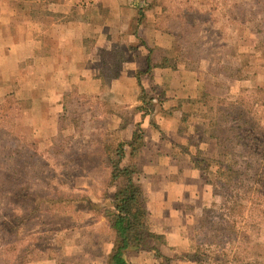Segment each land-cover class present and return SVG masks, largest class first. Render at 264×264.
Listing matches in <instances>:
<instances>
[{"label": "rangeland", "instance_id": "rangeland-1", "mask_svg": "<svg viewBox=\"0 0 264 264\" xmlns=\"http://www.w3.org/2000/svg\"><path fill=\"white\" fill-rule=\"evenodd\" d=\"M155 2L153 15L149 16L147 23L152 22L153 25L170 31L167 33L168 31L156 30L150 32L152 37H147L159 48L157 56H161V50L167 51L173 66L180 65L189 72L193 71L194 74L190 75H198V79L203 75L209 77L208 82L217 92L210 95L226 97L234 104L232 107L229 105L231 115L224 125L231 127L241 124L242 128L236 130L237 133H243V129L250 128V124H258L264 130V0ZM141 33L146 36L147 32ZM162 35L166 37H161ZM238 68V75L245 78H237ZM110 74L105 75L103 84H106ZM111 96L103 90L96 97H90L89 103L96 112L105 113L111 108ZM197 97L198 95L193 99L183 98L185 118H190L188 125L194 134L185 145L190 146L193 153L207 159L204 162L206 169L201 171V179L193 184L192 194L190 188L179 184L178 200L174 205L179 216L181 213V220L178 218L177 221L183 224V228H179L183 229L179 236L187 240L182 245H171L169 248L157 241L156 244L159 243L161 252L171 257L170 264H195L188 257L195 252L196 244H202L205 236L213 234L212 230L218 232V218L224 211V206L228 214L233 213L236 217L239 237L258 244L262 248L255 249L264 253V213L257 209L262 205L255 207L251 215L242 214L243 209H248L253 200L252 194L245 191L250 185L244 183L243 177L239 181L229 180L225 166L229 164L231 156L205 131L206 120L203 115L211 101L203 95ZM75 99L72 104L76 103ZM162 101L161 93L158 102L161 104ZM15 105L20 107L25 123L23 127L16 123L15 131L31 134L33 125H36L34 109L27 105L25 98ZM79 106L78 112L81 110ZM69 107L72 109L73 105L70 104ZM237 114L240 116L238 122H235L232 119ZM101 115L106 117V114ZM101 115L96 119L98 121L95 126L94 123H78L74 129H64L53 152L49 155L44 153L38 167L26 171L27 177L23 183L26 196L20 202V206L24 202V213L28 207H32L33 202L41 206L40 211H44V203L38 199L43 195L75 199L69 205L51 206L52 212L44 215L43 220L34 227L33 233L40 236L43 250L38 251L32 261L47 258L53 260L54 264H109V253L105 254L103 246L106 242L113 243L115 233L107 227L103 217L90 211L87 203L101 200V188L108 175L101 135L109 130L107 120ZM216 116L217 114L214 117ZM65 121L60 117L58 126H65ZM227 132L231 134L230 130ZM15 144L11 139H0V165L4 166L3 171L9 170L14 163L11 149ZM45 148L40 146L41 150ZM236 149L237 152L241 150ZM245 160L250 163V168H256L254 158ZM241 169L244 173L250 170ZM177 181L180 183L179 178ZM1 182L0 176V186ZM118 182L122 183V180ZM3 195L4 191L0 190V200ZM10 199L17 201L15 196ZM259 199H262L261 196ZM3 204L0 205V211L11 219L12 213L18 211L17 206L11 201ZM204 247L200 249L203 250ZM208 250H204L206 254ZM258 260L260 264H264V255L263 260ZM158 261L156 260L157 263Z\"/></svg>", "mask_w": 264, "mask_h": 264}, {"label": "crops", "instance_id": "crops-1", "mask_svg": "<svg viewBox=\"0 0 264 264\" xmlns=\"http://www.w3.org/2000/svg\"><path fill=\"white\" fill-rule=\"evenodd\" d=\"M142 5L145 0H0V103L11 92L16 101L27 100V105L34 109L36 124L27 136L39 148L49 147L57 136L65 102L63 95L71 89H75V102H81L82 117L78 119L82 125L95 126L98 116L106 114L101 117L107 120L109 131L102 133L101 145L121 142L123 154L119 166L139 168L138 177L134 178H138L145 197L146 221L152 230L164 235L162 245L169 248L187 240L179 236L183 224L177 221L181 220V213L179 216L174 206L178 186H187L192 194L193 184L202 176L190 160L189 153H193L190 146L185 145L194 134L188 125L190 118H185L183 100L197 95L199 98L203 91L217 92L207 75L198 79V75H190L193 71L173 66L169 61L144 74L147 57L154 65L161 56L170 55L161 50V56H157L159 48L147 39L152 37L150 32L159 29L147 23L152 11L147 10L145 19H139L138 8ZM116 49L119 60L111 69L110 63H105V51ZM138 72L144 89L155 87L163 94V110L155 115H142L137 109L141 88L136 80ZM107 73H111L110 78L103 84ZM103 90L113 97L109 99L111 108L105 113L96 112L89 103L90 97ZM69 106L67 102V109ZM18 115V123L25 126L20 109ZM152 121L158 128L151 125ZM67 125L61 134L66 128L74 129ZM137 125L143 134L131 156L128 143ZM111 246L105 243V254ZM156 246L159 248V243ZM126 258L131 264H157L148 252L128 249ZM24 264H54V261L44 258Z\"/></svg>", "mask_w": 264, "mask_h": 264}, {"label": "trees", "instance_id": "trees-1", "mask_svg": "<svg viewBox=\"0 0 264 264\" xmlns=\"http://www.w3.org/2000/svg\"><path fill=\"white\" fill-rule=\"evenodd\" d=\"M155 4V0H145V5L138 8L139 19L145 17L147 10L151 12ZM150 24L153 25L152 22ZM153 26L161 31H168L159 25ZM118 60V51H105V63L109 62L111 69ZM167 61L170 62V57L161 56L159 61L153 65L150 57H147V68L144 74H149L153 66H161ZM238 72L239 68L237 69V78H245V76L238 75ZM136 80L140 85V72L136 73ZM140 86L138 111L142 115L150 116L162 111L160 101L158 102L161 92L155 87H149L146 90L142 85ZM202 95L211 101L203 115L206 120L205 131L210 138L215 140L217 145L224 147L226 154L231 156L229 164L225 166L229 180L236 179L239 181V178L243 177L244 183L250 185L245 188V191L252 194L253 200L250 201L248 209L247 207L245 210L243 209L242 214L251 215L254 208L259 207V205L262 207L257 209L264 213V130L258 124L254 126L250 124V128L243 129V133H237L236 130L242 128L241 124L231 125V127L224 125L231 115L228 111L229 105L230 107L234 105L231 100L226 97L212 96L208 93ZM76 97L74 88L63 95L65 102L63 101V113L60 116L61 119L66 120L65 126L68 124L67 126L77 127L80 123L78 119L80 112H78L77 107L81 102L76 100V103L72 104ZM14 102L16 104L18 101L15 100V96L11 92L7 93L4 101L0 103V139L8 138L16 142L11 149L15 159L12 167L3 171L4 166L0 165L2 180L0 190L5 193L0 200V205L3 206V202L6 204L11 201L18 208L17 212L12 213L11 219L0 211V264H24L34 259L36 253L43 250L39 241L40 236L33 233L34 227L43 220L44 215L52 212L51 206L69 205L75 200L72 197L58 198L43 195L38 199L44 203V211H40L41 206L33 202L32 207H28L27 211L23 212L26 210L23 205L24 202L21 206L20 202L26 196L23 192L24 178L27 177L26 171L37 168L44 153L49 155L53 152L54 145L62 136L61 129L65 126H59L57 136L52 138V144L41 150L25 133L15 131L20 107L16 106ZM67 102L73 105L72 109L70 107L67 109ZM216 114L217 116L214 117ZM239 116L240 114L235 115L232 120L238 122ZM243 122L248 123V121ZM151 125L158 128L154 121ZM227 130L231 131L230 135ZM142 134V129L137 125L131 141L128 143V146L132 148L131 156H134L137 151ZM236 148H241V150L237 152ZM103 154L109 170L107 179L101 188L102 198L99 202L87 201V203L90 205V211L103 217L107 227L115 233L108 254L109 264H131L126 258L128 249L150 253L156 260H159L157 264H170L171 257L162 253L155 245L156 241L161 244L165 243L164 235L152 230L146 221L145 197L138 178H134L135 176L138 177L139 168L136 165L119 166L123 154L121 142L104 145ZM189 157L193 165L200 171L206 169L204 162L207 159L195 153H189ZM248 158H254L257 162L255 169L249 167L250 163L245 160ZM241 168H249L250 170L248 173H244ZM250 173L252 175H249ZM119 178H122V183L118 182ZM14 196L17 197L16 202H13L14 199H10ZM260 196L262 199H259ZM222 208L224 211L219 214L218 232L212 230L211 236H205L204 242L196 244L195 252L188 258L195 264H242L244 260H246L244 264H260L261 262L257 259L263 260L264 253L257 251L255 247H262L250 241L242 240L236 228V217L233 213L228 214L224 206ZM203 246L205 247L201 250L200 247ZM204 250H208V253L206 254Z\"/></svg>", "mask_w": 264, "mask_h": 264}]
</instances>
